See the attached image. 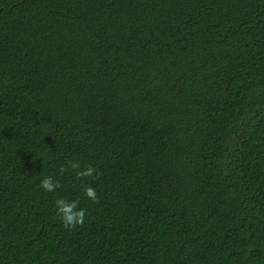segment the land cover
Returning <instances> with one entry per match:
<instances>
[{"label": "trees", "instance_id": "trees-1", "mask_svg": "<svg viewBox=\"0 0 264 264\" xmlns=\"http://www.w3.org/2000/svg\"><path fill=\"white\" fill-rule=\"evenodd\" d=\"M0 264H264V0H0Z\"/></svg>", "mask_w": 264, "mask_h": 264}, {"label": "clouds", "instance_id": "clouds-1", "mask_svg": "<svg viewBox=\"0 0 264 264\" xmlns=\"http://www.w3.org/2000/svg\"><path fill=\"white\" fill-rule=\"evenodd\" d=\"M68 167H61L60 173L63 174L69 169L76 170L75 175L77 179L82 180L85 177H98L99 172L92 166L80 170L81 165L76 161L66 162ZM40 187L46 192H55L58 188L62 187L59 181H54L51 176L45 177L41 180ZM84 195L92 202H98L97 192L90 185H81ZM57 216L59 217L63 227L68 230L75 229L77 226H83L85 220V209L79 207V200L74 199L69 202L66 198H58L56 200Z\"/></svg>", "mask_w": 264, "mask_h": 264}]
</instances>
